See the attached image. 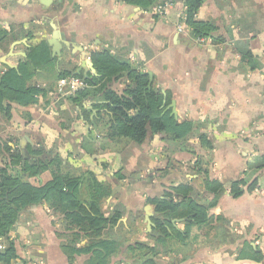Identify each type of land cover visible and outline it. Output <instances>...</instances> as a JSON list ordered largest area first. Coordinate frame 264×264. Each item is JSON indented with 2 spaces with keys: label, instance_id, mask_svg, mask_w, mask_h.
Segmentation results:
<instances>
[{
  "label": "crops",
  "instance_id": "obj_1",
  "mask_svg": "<svg viewBox=\"0 0 264 264\" xmlns=\"http://www.w3.org/2000/svg\"><path fill=\"white\" fill-rule=\"evenodd\" d=\"M170 1L162 16L154 6L146 9L122 0H53L48 7L38 0H0V28L9 31L0 44V66L30 62L26 83L45 91L31 106L12 103L11 118L0 119V140L16 138L22 162L29 156L27 145L54 149L75 174L90 172L111 187L103 213L111 216L118 204L124 212L112 228L118 248L105 264L143 260L128 247L156 244V212L150 200L163 198L171 185H197L200 179L189 164L197 156L204 158L208 177L224 190L208 210L209 221L189 227L190 243L196 247L175 264H264V166L258 167L264 161V0H203L195 19L217 27L204 41L181 21L183 0ZM51 39L58 54H52ZM43 42L49 62L42 60L39 48L28 56L31 47ZM102 50L151 73L150 87L162 94L163 112L174 117L173 102L175 119L198 127L181 141L150 130L142 143L109 140L111 114L99 115L95 105L102 100L100 94L93 95L94 86L78 105L56 87L60 72L76 75L84 52L90 60L92 51ZM80 66L76 76L94 75L86 62ZM129 83L122 72L107 87L121 94ZM202 133L211 148L199 140ZM242 174L245 183L255 181L254 187L244 186L243 193L233 197L228 183ZM50 179V172L44 171L30 182L38 186ZM79 195L89 199L84 185ZM201 195L199 203L211 202V194ZM146 210L151 213L149 227ZM219 217L228 225L222 227ZM57 220L44 203L21 213L12 232L19 259L25 264H97L93 252L69 257L56 236ZM184 220L172 219L175 229H186ZM84 246V241L77 244ZM173 259L168 254L158 261L174 264Z\"/></svg>",
  "mask_w": 264,
  "mask_h": 264
},
{
  "label": "trees",
  "instance_id": "obj_2",
  "mask_svg": "<svg viewBox=\"0 0 264 264\" xmlns=\"http://www.w3.org/2000/svg\"><path fill=\"white\" fill-rule=\"evenodd\" d=\"M144 8L155 7L159 0H122ZM203 0H183L184 24L195 37H209L216 30L213 22L195 19V13ZM9 36V31L0 28V44ZM216 39H221L216 38ZM39 48L40 57L49 62L48 46L43 42L39 46L31 47L29 57ZM90 60L97 75L85 79L88 87L69 95L74 104L89 96L87 89L94 86V94L101 95V103L95 105L99 115L111 114L108 122L106 137L109 140H126L142 143L150 130L155 134H165L173 141L185 139L189 133L197 128V124L190 120H176L169 111L163 112V96L159 91L148 87L149 79L146 73L140 72L128 60L116 58L108 51H92ZM30 62H21L16 68L6 67L0 74V119L8 121L11 118L12 103L26 107L36 103L40 94L45 91L35 85L27 84L31 76ZM34 66V65H33ZM122 72H126L130 83L121 94L107 87L112 79H118ZM73 75L60 72L59 78ZM76 76V75H75ZM200 141L211 148V144L202 133ZM18 140L13 136L0 140V264H25L16 253L12 232L15 224L28 207L44 203L56 215L58 224L56 236L61 239V247L70 258L72 255L93 252V259L97 264H105L107 257L118 248V239L113 237L112 228L122 216L124 209L116 205L111 216L101 210L103 201L111 194V187L97 180L90 172L75 174L63 163L62 158L54 149L44 146L27 145L28 158L23 161L19 151ZM264 159V158H263ZM204 158L196 157L189 164L193 174L199 177L195 185L192 181L181 182L167 187L163 198L150 200L155 206L156 216L154 234L156 244H142L136 242L129 245L132 253L144 257L138 264H159L158 259L163 255L174 253L170 245L178 241L187 246L190 240L189 227L204 225L209 221L208 210L215 204L216 199L223 192L224 186L215 179L208 177V169ZM264 166V161L258 167ZM49 171L51 179L43 185H34L30 178ZM255 181L245 183L244 174L228 183L229 192L233 197L240 196L244 189L250 190ZM81 185L89 194V199L83 200L79 195ZM211 194L212 200L207 204L199 203L201 194ZM185 218L186 229H175L172 219ZM221 226L228 225L221 217L217 218ZM222 226V227H223ZM153 232V231H152ZM85 242L84 247H77ZM158 244L159 248L155 247ZM189 245V244H188ZM192 250L182 254L175 248L177 263L186 258ZM136 257V256H133ZM129 264H136L135 262Z\"/></svg>",
  "mask_w": 264,
  "mask_h": 264
},
{
  "label": "built area",
  "instance_id": "obj_3",
  "mask_svg": "<svg viewBox=\"0 0 264 264\" xmlns=\"http://www.w3.org/2000/svg\"><path fill=\"white\" fill-rule=\"evenodd\" d=\"M171 1L170 0H159L154 8V11L158 15H166L167 9L170 6ZM181 21L184 23V13H181ZM183 25V24H181ZM178 30H182V26L178 27ZM198 41H204L205 37H197ZM89 58V57H88ZM5 68H2L0 66V74L4 72ZM57 91L59 94H65V95H71L74 92L78 90H83L88 87L85 79L79 76L75 75H69L62 78H59L57 81ZM0 248H2V245L0 244Z\"/></svg>",
  "mask_w": 264,
  "mask_h": 264
},
{
  "label": "water",
  "instance_id": "obj_4",
  "mask_svg": "<svg viewBox=\"0 0 264 264\" xmlns=\"http://www.w3.org/2000/svg\"><path fill=\"white\" fill-rule=\"evenodd\" d=\"M38 2L41 4V5H43V6H45V7H48V6H50L51 5V3L53 2V0H50L48 3H46L47 2V0H38ZM48 43L49 44H52V54L53 55H55V54H58V49H57V44H56V42H55V40L54 39H51V40H49L48 41ZM89 54L87 53V52H84V54H83V56H82V62H81V64H79V66H77V68H76V70H75V72H74V74H76V75H80V70H81V66L80 65H85V62H86V64H88V66H89V68H90V70L92 71V73L94 74V75H96V73H95V69H94V67H93V64H92V62L89 60ZM82 63H84V64H82ZM5 64H7L9 67H12V68H16V66L14 65V64H8V63H5ZM88 71V69L86 70V72ZM148 76H149V84H148V87H150V85H151V83H152V76H151V73H148ZM90 78V76L88 75V74H84L83 75V79H89ZM171 109H172V113H174V118H176V113H175V108H174V103L173 102H171ZM146 212H147V217H146V220H147V222H148V227L151 225V222H150V217H151V213H149V211H147L146 210Z\"/></svg>",
  "mask_w": 264,
  "mask_h": 264
},
{
  "label": "rangeland",
  "instance_id": "obj_5",
  "mask_svg": "<svg viewBox=\"0 0 264 264\" xmlns=\"http://www.w3.org/2000/svg\"><path fill=\"white\" fill-rule=\"evenodd\" d=\"M40 174H41V173H40ZM118 205H120V204H118ZM102 209H104V208H103V205H102L101 210H102ZM183 222L185 223V221H183ZM195 247H196V246H195L194 244H192V243L189 242V245H187V246H182V245L180 244V245H178L176 248H177L179 251H181L182 254H185V253H187V251H189V250H193ZM171 254H173V256H175V248H174V253H171Z\"/></svg>",
  "mask_w": 264,
  "mask_h": 264
}]
</instances>
